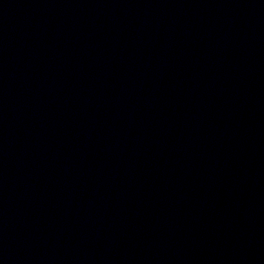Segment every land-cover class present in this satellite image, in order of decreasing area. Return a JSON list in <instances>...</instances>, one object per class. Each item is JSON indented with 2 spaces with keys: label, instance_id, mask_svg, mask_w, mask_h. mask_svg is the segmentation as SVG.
Returning <instances> with one entry per match:
<instances>
[{
  "label": "water",
  "instance_id": "water-1",
  "mask_svg": "<svg viewBox=\"0 0 264 264\" xmlns=\"http://www.w3.org/2000/svg\"><path fill=\"white\" fill-rule=\"evenodd\" d=\"M0 264H264V0H0Z\"/></svg>",
  "mask_w": 264,
  "mask_h": 264
}]
</instances>
